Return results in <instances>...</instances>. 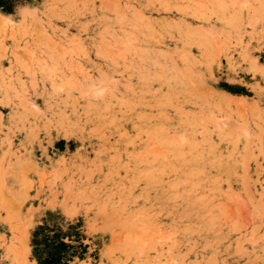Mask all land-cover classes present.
I'll return each mask as SVG.
<instances>
[{"label": "rangeland", "instance_id": "obj_1", "mask_svg": "<svg viewBox=\"0 0 264 264\" xmlns=\"http://www.w3.org/2000/svg\"><path fill=\"white\" fill-rule=\"evenodd\" d=\"M0 264H264V0H0Z\"/></svg>", "mask_w": 264, "mask_h": 264}]
</instances>
